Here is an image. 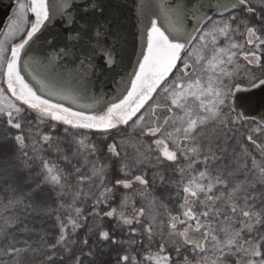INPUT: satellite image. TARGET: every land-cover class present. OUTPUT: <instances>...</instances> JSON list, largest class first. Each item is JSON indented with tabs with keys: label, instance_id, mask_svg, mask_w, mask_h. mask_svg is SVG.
Returning a JSON list of instances; mask_svg holds the SVG:
<instances>
[{
	"label": "snow or ice",
	"instance_id": "obj_1",
	"mask_svg": "<svg viewBox=\"0 0 264 264\" xmlns=\"http://www.w3.org/2000/svg\"><path fill=\"white\" fill-rule=\"evenodd\" d=\"M107 11L16 0L2 25L0 264H264V116L234 103L264 89V0H142L134 66Z\"/></svg>",
	"mask_w": 264,
	"mask_h": 264
},
{
	"label": "water",
	"instance_id": "obj_2",
	"mask_svg": "<svg viewBox=\"0 0 264 264\" xmlns=\"http://www.w3.org/2000/svg\"><path fill=\"white\" fill-rule=\"evenodd\" d=\"M15 2L16 0H0V31L2 29V25L5 24L7 18L10 17L15 6ZM105 2L108 5L106 15H108L109 18L113 16L116 17L122 25L123 36L126 41L123 45L125 49L124 64L126 66L129 64L134 66L136 64V56L140 51V20L135 8L142 2V0H105ZM203 2L206 4L213 3L214 0H203ZM205 10L209 12V15L213 14L210 10ZM62 32L63 29L61 28L60 23L54 22V26L51 28V31L46 35L50 37L54 34ZM44 47H46L44 40L41 39L37 43L36 51L33 54L39 57ZM97 63H101L99 58H97ZM128 71H131V67L128 68ZM100 79L104 80V77L101 76ZM94 91L97 96L103 94L105 99L111 100L113 96L118 94V86L116 82H108L104 80V83H97ZM85 102L92 103L91 100H87ZM65 103H67V101H65ZM234 103L237 107V111H242L250 118L259 120L261 116H264V89L258 88L250 91H238L235 94ZM73 107H76V105H73Z\"/></svg>",
	"mask_w": 264,
	"mask_h": 264
},
{
	"label": "trees",
	"instance_id": "obj_3",
	"mask_svg": "<svg viewBox=\"0 0 264 264\" xmlns=\"http://www.w3.org/2000/svg\"><path fill=\"white\" fill-rule=\"evenodd\" d=\"M249 124H251V121L249 120ZM254 126V125H252ZM57 135H61L62 134V128H58L57 130ZM94 142H98V137L97 136H93L92 137ZM175 189H172L171 191H174ZM153 194L155 196H157L158 198H160L161 200H163L164 203L169 204V207H173V203L169 202L166 197L168 195H172L169 193H161V191L159 190V187H157L156 189H153ZM174 196V194H173ZM104 247V251H105V256L102 257V259H104L105 261L107 260H111L113 262V264H115V249L112 248V246L109 245H105Z\"/></svg>",
	"mask_w": 264,
	"mask_h": 264
},
{
	"label": "flooded vegetation",
	"instance_id": "obj_4",
	"mask_svg": "<svg viewBox=\"0 0 264 264\" xmlns=\"http://www.w3.org/2000/svg\"><path fill=\"white\" fill-rule=\"evenodd\" d=\"M15 5H16V2H15ZM14 10H15V6H14L12 12H13ZM12 12H11V15H12ZM11 15H10V16H11ZM7 19H8V18H7ZM29 19H31V17H29ZM6 23H7V20H6ZM6 23H5V24H6ZM1 31H2V29H1ZM240 78H242V77H238V79H240ZM242 86H244V87H248L247 84H244V85H242ZM250 121H251V120H250ZM169 194H172V195L175 194V190L169 192Z\"/></svg>",
	"mask_w": 264,
	"mask_h": 264
}]
</instances>
